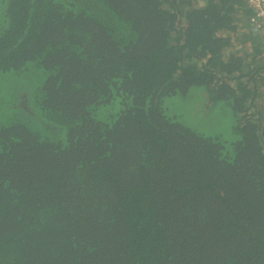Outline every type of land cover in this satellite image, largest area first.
I'll return each instance as SVG.
<instances>
[{"label": "trees", "instance_id": "1", "mask_svg": "<svg viewBox=\"0 0 264 264\" xmlns=\"http://www.w3.org/2000/svg\"><path fill=\"white\" fill-rule=\"evenodd\" d=\"M249 14L244 0H0V83L36 71L41 120L0 112V264H264ZM193 88L231 110L237 140L167 116L164 99Z\"/></svg>", "mask_w": 264, "mask_h": 264}, {"label": "rangeland", "instance_id": "2", "mask_svg": "<svg viewBox=\"0 0 264 264\" xmlns=\"http://www.w3.org/2000/svg\"><path fill=\"white\" fill-rule=\"evenodd\" d=\"M247 32L249 33V31ZM256 60H258V63L264 62V55H260ZM25 75L17 78L9 74L0 83V93L4 99L0 100V112L6 115L12 113L19 115L29 120L30 123H40L39 115L34 111L35 109L30 102L37 84L34 79L36 71ZM206 95L201 89L193 88L185 97L165 98L164 109L167 116H173L178 123L189 126L204 136L221 138L229 143L237 140L233 132L234 119L231 110L223 102L209 104V101H206ZM7 103H10L15 109L12 113L5 106ZM47 130L49 133L56 132L55 127L47 126Z\"/></svg>", "mask_w": 264, "mask_h": 264}, {"label": "built area", "instance_id": "3", "mask_svg": "<svg viewBox=\"0 0 264 264\" xmlns=\"http://www.w3.org/2000/svg\"><path fill=\"white\" fill-rule=\"evenodd\" d=\"M244 2L250 10L246 22L248 31L260 39L264 55V0H244Z\"/></svg>", "mask_w": 264, "mask_h": 264}, {"label": "clouds", "instance_id": "4", "mask_svg": "<svg viewBox=\"0 0 264 264\" xmlns=\"http://www.w3.org/2000/svg\"><path fill=\"white\" fill-rule=\"evenodd\" d=\"M250 34V33H249ZM252 35V34H251ZM254 36V35H253ZM255 37H257V36H255ZM259 39V38H258ZM260 45H261V42H260ZM261 48V47H260ZM263 54V53H262Z\"/></svg>", "mask_w": 264, "mask_h": 264}, {"label": "flooded vegetation", "instance_id": "5", "mask_svg": "<svg viewBox=\"0 0 264 264\" xmlns=\"http://www.w3.org/2000/svg\"><path fill=\"white\" fill-rule=\"evenodd\" d=\"M33 95V94H32Z\"/></svg>", "mask_w": 264, "mask_h": 264}]
</instances>
